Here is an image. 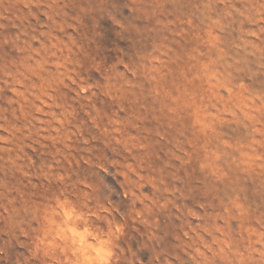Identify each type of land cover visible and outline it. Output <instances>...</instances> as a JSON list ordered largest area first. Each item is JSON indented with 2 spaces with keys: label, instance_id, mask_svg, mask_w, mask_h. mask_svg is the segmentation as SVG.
Masks as SVG:
<instances>
[{
  "label": "rangeland",
  "instance_id": "obj_1",
  "mask_svg": "<svg viewBox=\"0 0 264 264\" xmlns=\"http://www.w3.org/2000/svg\"><path fill=\"white\" fill-rule=\"evenodd\" d=\"M264 264V0H0V264Z\"/></svg>",
  "mask_w": 264,
  "mask_h": 264
},
{
  "label": "clouds",
  "instance_id": "obj_2",
  "mask_svg": "<svg viewBox=\"0 0 264 264\" xmlns=\"http://www.w3.org/2000/svg\"><path fill=\"white\" fill-rule=\"evenodd\" d=\"M93 251L95 252V258L90 264H109L112 253L106 243H101Z\"/></svg>",
  "mask_w": 264,
  "mask_h": 264
}]
</instances>
